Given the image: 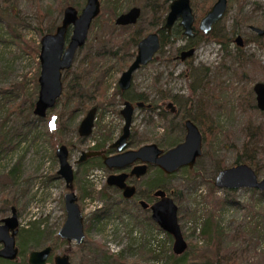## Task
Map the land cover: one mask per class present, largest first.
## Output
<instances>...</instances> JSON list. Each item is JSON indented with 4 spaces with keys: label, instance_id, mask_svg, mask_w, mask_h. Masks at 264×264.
<instances>
[{
    "label": "rangeland",
    "instance_id": "rangeland-1",
    "mask_svg": "<svg viewBox=\"0 0 264 264\" xmlns=\"http://www.w3.org/2000/svg\"><path fill=\"white\" fill-rule=\"evenodd\" d=\"M63 1L0 0V128H2L0 140L1 135L5 133L8 136L18 134L27 125L24 124L27 120L32 119V124L36 128L32 137L22 138L21 143L17 141L16 136L14 139L16 146L0 155V220L11 215V207L16 206L20 224L17 245L19 234L35 226L43 231V236L39 241L28 242L29 251L42 248L47 242L54 244L53 254L67 253V249L71 247L70 253L67 254L71 256L74 264H82L83 259L91 256L89 249L94 240L104 243L112 253L124 250L126 264H173L167 255L169 246L172 249L174 239L172 237L167 239L164 230L149 229L147 225L135 223L127 213L122 216L123 219L118 213H114L111 219L108 218L109 221L93 224L83 239L85 247L78 246L74 240L68 242L58 237L60 235L58 230L67 217L64 195L68 189L64 178L57 173L59 160L56 149L60 142L68 144L70 161L75 166V183L77 186L79 183L84 189L85 182H89L91 176L82 174L75 161L82 150L89 149L93 141L97 142L98 138L103 137L102 133L112 132L109 141L119 136L120 128L125 121L120 112L125 99L115 92L120 88L118 80L121 72L135 57L127 55L130 59L127 64L118 57H105L97 64L111 66L102 80V86L106 90L102 98L99 93L100 96L97 97V92L95 93L91 87L86 90L83 100L80 103L77 101L78 107L76 106L73 116H70L63 107L64 101H59L47 111L44 117L46 119L40 120L33 112L34 106L31 107L30 102L35 89L39 93L38 77L41 69L40 59L38 55L33 54L32 46L35 48L34 45L42 36L38 27L48 29L53 24H60L63 15L57 12V7L60 3L63 6L67 4ZM65 1L74 4L78 9L86 2ZM149 1L153 0H122L117 9L120 13L133 5L142 8ZM205 1L207 0H195L197 3L195 4L202 7ZM210 3L209 1L207 5ZM194 9L196 17H199L202 10ZM150 13L151 11H148L142 24L147 31L152 26ZM104 17L92 24L85 45L76 53L71 72L67 75L68 79L72 81L75 79L76 71L81 67L89 49L97 44L101 45L103 39H107L111 25L108 16ZM249 24L264 26V0H229V8L224 18L215 26V36L197 37V51L191 64L175 59L177 50L188 43V39L182 34L168 43L163 52L157 53L149 64L134 73L130 93L134 95L145 92L148 95L146 101L153 102L155 107L152 110L137 108L135 111L131 130L139 138L136 146L154 141L165 150L182 141L186 134L182 117L185 113L198 123L203 132L204 153L198 157L197 163L192 168H180L166 177V181L171 185L169 192L179 205L178 216H181L180 223L184 236L188 246L193 244L192 248L196 252L195 256L192 253L186 258L185 264L194 262L205 264L203 262L207 260V256L215 261V256L207 248L206 239L198 236V227L206 216V209L210 207L203 194L210 189L211 180L219 171L220 165L232 166L238 163V160L243 162L251 157L261 168L258 172L259 177H264V112L253 108L245 95L256 81L264 80V36H258ZM11 30L15 32L14 36ZM153 30L151 28L149 31ZM237 33H241L244 39L243 47L236 45ZM120 42L117 32L113 41L109 43L117 46ZM127 49L131 51V48L126 46L121 53ZM192 70L198 71L202 76L205 75L204 82L210 84L207 90L215 102L210 108L188 102L191 80L187 74ZM92 83L90 80V84ZM165 92L172 95L171 98L163 97ZM174 96L181 102V104L176 102L178 108H182L179 116H173L170 108L166 106L168 101L174 100ZM252 102L257 103L255 92ZM96 105L98 113L93 133L87 139H82L78 133L80 120L90 107ZM70 106L73 107L72 104ZM100 126L102 129L99 131ZM250 165L255 168L254 165ZM14 166L18 168L13 172V176L9 177ZM99 168L102 172L101 176H98V186L91 180L93 182L91 185L97 192L82 197L80 195L82 189H76L80 196L79 203L85 223L90 214L106 202H117L120 208L124 207L127 211L132 210L136 214L146 215L135 198L127 200L116 189L107 187L105 184L107 168ZM159 169L158 166L151 167L139 181L138 185L144 196L145 194L148 196L147 183L160 176ZM90 189L92 188H87ZM231 192L232 196L244 202L250 196L251 190L244 187L233 189ZM218 193L220 196L227 195L224 188H218ZM195 210L196 216H193ZM149 212L151 213L150 210ZM221 213L222 224L226 226L228 234L225 242L230 243L239 232L238 226L242 227L248 220L246 209L226 206ZM253 216L256 219L260 218V215ZM248 239L244 240L243 236H239L231 242L228 251L240 249L238 252L240 264H264V237L261 240ZM161 245L168 247V250L164 252L165 255L160 252L159 259H154L149 255V249L155 246L158 252ZM247 246L250 247L246 248ZM242 249L246 250L242 252ZM92 264L100 263L95 261Z\"/></svg>",
    "mask_w": 264,
    "mask_h": 264
},
{
    "label": "water",
    "instance_id": "water-1",
    "mask_svg": "<svg viewBox=\"0 0 264 264\" xmlns=\"http://www.w3.org/2000/svg\"><path fill=\"white\" fill-rule=\"evenodd\" d=\"M103 0H86L85 4L78 9L74 4L67 5L63 9V16L60 24L54 31L44 33L40 38V75L39 93L35 100L33 112L39 117H45L47 111L52 109L58 99L63 94V71L70 69L79 49L83 48L89 30L93 24V19L101 13ZM228 0H215L209 10L200 20L199 27L203 32H209L213 29L214 23L224 17L228 8ZM170 10L166 16V22L163 28L171 32L172 25L179 19L180 24L184 28V33L193 36L194 13L191 6V0H172ZM141 14L139 6H133L129 10L116 16L115 22L119 25L135 24ZM252 29L259 35H264V28L252 26ZM237 40L242 44V37L237 36ZM161 40L157 31L148 32L138 43L137 51L134 59L129 63L118 80V85L122 90L129 89L134 73L140 67L149 64L156 56L160 49ZM194 48L184 50L181 58L190 56L194 53ZM253 90L256 94L257 106L260 110H264V80L257 81ZM144 101L138 102L136 105L141 106ZM151 106V103L147 104ZM169 106L173 107L172 103ZM135 103L132 100H125L124 106L121 108V114L125 119L122 127V133L113 141L111 146L117 151L116 154H105L104 150H87L82 151L81 156L76 162H81L88 156L102 155L103 163L108 169H121L131 166L136 161L140 163L132 167L130 173L122 171V173H111L108 175V185L118 186L123 196L133 198L137 192V186L129 184L126 180L129 175H143L149 165L158 166L164 173L173 174L181 167L192 168L198 157L204 153V138L201 128L191 118H186L184 127L186 134L183 141L175 146L161 148L157 142L145 143L139 148L127 149L129 137L131 135V125L134 121ZM97 107L93 106L86 115L80 120L78 133L81 136H87L92 133L95 126V116ZM70 150L68 144L61 143L56 149V156L59 160V169L57 173L64 178L67 192L64 195L65 211L67 217L65 223L58 230L60 236L68 241H75L81 244L86 237L85 221L83 210H81L75 183V168L70 161ZM213 182L219 189H238V188H257L264 191V177H259V173L249 163H236L232 166L222 167L214 176ZM157 199L150 203L146 199H141L140 205L145 209L149 208L151 217L156 223L170 233L173 241L172 250L177 255H181L188 248V241L184 236L183 228L180 223L179 205H177L174 196L169 192L158 187L153 193ZM11 215L2 217L0 220V257L15 260L18 258L20 247L17 245V233L19 230V215L16 206H12ZM53 245L29 251L27 257L30 264H47L49 257L53 253ZM54 264H74L71 256L67 253L54 254Z\"/></svg>",
    "mask_w": 264,
    "mask_h": 264
},
{
    "label": "trees",
    "instance_id": "trees-1",
    "mask_svg": "<svg viewBox=\"0 0 264 264\" xmlns=\"http://www.w3.org/2000/svg\"><path fill=\"white\" fill-rule=\"evenodd\" d=\"M172 0H153L152 2H148L147 4H144L142 6V14L141 17L139 18L140 20L137 22V24H126V25H118L115 22V17L117 14H119V11L117 9L118 4L122 2V0H103L102 2V7L103 9L101 14L95 18L93 21V24L97 21H99L101 18H105L104 16L107 15L109 18V23L111 25V30L108 32V37L107 39H103L101 45H95L94 48H90L89 51L85 54L86 57H84L83 62L81 64V67L76 71L75 74V79L70 80L67 78V75L71 72V69L65 70L63 73V94L62 96L58 99L59 101H64V108L67 109L69 112L70 116H73L75 114V109L76 106L78 105L77 101L80 103L83 100V97L85 96L86 90L90 89L91 87L94 89V92H97V97L100 96L101 98L103 97V94L105 93L104 86H102V80L104 79L106 75V71L111 69V66H105V65H100L98 66L97 64L100 63V61H103L105 57H110V58H121L123 62L126 64L128 63V60H130L127 55H136V50L137 46L139 43V40L147 34V32L152 28L160 31L161 32V40H162V46L167 45L168 43L171 42L173 38H177L182 34V28H180L179 25H175L173 27V32L171 35H168L166 33L165 29H162L161 25L165 22L166 14L169 11V4ZM212 2L213 0H207L203 3L202 7H199L198 5H194L196 8V11L202 10L205 11L208 8L207 3ZM64 3H67L65 6H63L62 3L59 4L57 7V12L61 13L63 15V9L67 5H70L72 3H69L67 1H63ZM134 6V5H133ZM131 7V6H130ZM148 11H151L150 17L152 20V26L148 31L142 24L145 22L146 19V14H148ZM201 11V12H202ZM139 24V25H138ZM58 25L53 24L50 26L48 29L44 27H38V31L40 32L41 35L44 33H48L49 31H53ZM10 27V26H9ZM118 32V36H120V43L119 45L115 46L114 44H110L109 42H112L114 39L115 33ZM12 35H15V32L11 30ZM19 36V35H18ZM213 37V36H211ZM110 45V46H109ZM35 48L32 46V52L35 55L39 54L40 50V39L39 41L34 45ZM126 46L131 48V51L127 49V51H124L121 53L122 49L125 48ZM160 52L162 51V48H160ZM88 56V58H87ZM155 58V57H154ZM83 64L85 66L83 67ZM104 67V68H103ZM194 78L195 76H199V72L194 70ZM90 80H92V84H90ZM73 82V83H72ZM209 82H204V78H202L201 82H199V85L193 84L192 85V92L195 91V89H199L198 91V99H199V105L210 108L213 103H215L212 98L210 93H208V86ZM38 87V84L36 88ZM39 89V88H38ZM129 91H123L120 88L115 92L116 94H119L122 99H139L140 101L143 100L146 103L147 102V97L148 95L145 92H140L138 94H132ZM98 93L100 95H98ZM38 95V90L35 89V92H33V97L31 98V103L32 106L35 104L36 97ZM248 102L250 105H252L253 108H257L260 110L257 106V103L252 102V99L254 98V91L253 89H249L248 93L245 94ZM96 96V95H95ZM163 97H169L167 94H163ZM215 98V97H213ZM58 101V102H59ZM201 103V104H200ZM73 105L71 107L70 105ZM56 106V105H55ZM78 107V106H77ZM53 108V107H52ZM63 108L62 112L65 111ZM154 107V103H151L150 110H152ZM260 112H264V110H260ZM44 118V117H42ZM46 118H44L45 120ZM40 120L41 117H40ZM33 120H27L24 124H27L24 126L22 130L18 134H12V135H7L6 133L1 135V140H0V155L5 154L8 152V150L14 146V139L17 136V141L21 143V141L24 139H28L32 137L34 134V130L36 129L33 126ZM101 126L99 127V131L101 130ZM2 128H0V131ZM103 137L98 138V142L103 143V145H107L109 143V137L111 136L112 132L110 133H102ZM82 139H85L82 137ZM57 143V141L55 140ZM62 142H60L61 144ZM240 159V158H239ZM95 158L89 159V161H94ZM247 163H250L255 166V169L257 172L261 171V168L257 162H255V159L249 157L245 159ZM243 161V162H245ZM238 160V163H243ZM18 165V164H16ZM98 165H101L102 167H105V165L102 162H99ZM222 167H225L224 165H220L219 169L220 170ZM18 166H14L9 173V177L13 176V172L17 170ZM160 176L155 177L154 179L150 180L147 185H148V197L153 198L151 196V193L156 190L158 187H162L166 189L168 192L170 191L171 185L166 181V177L171 176L170 174L164 173L161 169H159ZM86 173V172H85ZM12 180V179H11ZM87 188H92L89 192L95 193L97 192L94 187H92L91 183L86 185ZM251 193L248 199H246L244 202L236 198L234 195L232 196L233 190L230 189H225L224 191L227 192V195H222L220 196L218 193V188L215 186L213 180H211V186L210 189L206 192V194H203V198L206 200L207 204L210 205L206 209L204 219L201 221L200 226L198 227L199 233L198 236L200 238H204L207 241V248L210 250L215 256V261L211 259L209 256H207V260L204 261L203 263L205 264H240V258L238 257V252H240L238 249L236 250H230L231 242H233L235 239L239 238V236H243L244 240L249 238L248 240H256V239H262L264 237V206H262V203L264 204V191H260L257 188L255 189H250ZM141 193V191L139 192ZM142 194V193H141ZM170 195H172L169 192ZM173 196V195H172ZM127 199V198H125ZM136 199V198H135ZM7 201H10L9 199H6ZM128 200V199H127ZM137 200V199H136ZM139 203V202H138ZM206 204V203H205ZM140 205V204H139ZM226 206H236L238 208L246 209L248 220L245 221V223L242 224V227L238 226V234L234 235L235 237L230 241V243H226V236L228 235L226 232V226L222 224V210ZM141 207V205H140ZM143 208V207H142ZM144 212L146 215L142 214H136L132 212V210H128L126 208H120L119 204L117 202H106L101 207L93 211L89 218L88 221L85 223V231L87 232L91 226L97 222H107L109 219L113 217L114 213H118L121 217L127 213L128 215H131V219L135 223H139L142 225H147L149 229L151 228H156L160 229L163 231L162 228L159 227L158 223L154 221V219L151 217V213L149 212V209L143 208ZM196 210L193 211V216L195 215ZM249 213H253L256 215H260L259 219H256L255 216H251ZM119 216V217H120ZM181 217V216H180ZM253 217V218H251ZM109 218V219H108ZM123 219V217H122ZM134 223V224H135ZM43 231L40 230L38 227H33L32 229H27L25 232L20 233V238L18 242V246L20 247L19 251V259L15 260H10L7 258H2L0 257V264H30L28 262V257L26 254L29 249H28V242H36L39 241L42 236H43ZM164 233L167 236V239H171V234L167 233L164 231ZM231 234V233H230ZM237 236V238H236ZM59 239L63 241H68L60 235L58 236ZM69 242V241H68ZM50 243H45V246ZM53 245V253L55 252V246ZM84 240L81 241V244L78 246H84ZM43 246V247H45ZM85 247V246H84ZM193 244L191 246H188L187 250L182 253L181 255H177L174 250L171 249V246H169V254L167 255V258L172 259L171 263L173 264H185L187 262L186 258L191 255L192 253L194 256L196 255L195 249L192 248ZM250 246H247L246 248H249ZM32 250V249H31ZM68 250V251H67ZM67 253H70L71 247L67 249ZM90 252L89 254L91 255L90 257H86L85 259L82 260V264H92L93 262L97 261L100 264H126L124 260V255L125 252L124 250L116 251L114 253L110 252L109 248L104 244L99 241H93L92 247L89 249ZM168 250V247H165L161 245L160 249L157 252V247L151 246V249H149V255H151L154 259H159L161 256L160 252H164ZM246 249H242V252H244ZM49 257L47 264H54V254ZM264 254V253H263ZM165 255V254H164ZM168 259V260H170ZM165 260V257H164ZM73 262V261H72ZM170 262V261H169ZM214 262V263H213ZM194 264H199L197 262H194Z\"/></svg>",
    "mask_w": 264,
    "mask_h": 264
},
{
    "label": "flooded vegetation",
    "instance_id": "flooded-vegetation-1",
    "mask_svg": "<svg viewBox=\"0 0 264 264\" xmlns=\"http://www.w3.org/2000/svg\"><path fill=\"white\" fill-rule=\"evenodd\" d=\"M215 0H213L209 5H208V8L205 10V11H202L201 12V14L200 15H198L199 17H196V13H195V7H194V5H196L197 3L195 2V0H191V6H192V8H193V13H194V17H195V19H194V22H193V28H194V34H193V36H188V35H186L185 33H184V28L182 27V25L180 24V20L181 19H179V20H177L173 25H172V27L170 28L171 29V32H169L168 31V29H166V28H163V25L165 24V22H166V20H165V22L161 25V27H162V29H165L166 30V33L168 34V35H171L172 34V32H173V27L175 26V25H179L180 26V28H182V34L185 36V38L186 39H188V43H186L185 45H182V47H180L177 51H178V53L175 55V59H179L181 62H185V63H190L191 64V62H193V61H191L192 60V58H193V56H194V54L196 53V45H197V42H198V40H197V37H201V38H210L211 36H215L214 35V31H215V26L219 23V22H221L222 21V19L224 18H221L220 20H218L217 22H215L214 23V26H213V29L211 30V31H209V32H203L202 30H201V28L199 27V23H200V20L203 18V15L209 10V8L212 6V4H213V2H214ZM103 2V1H102ZM171 3V2H170ZM196 3V4H195ZM228 4H229V0H228ZM170 5V4H169ZM134 6H136V5H134ZM137 6H139V5H137ZM203 6V5H202ZM131 7H133V6H131ZM131 7H129L127 10H129ZM140 7V6H139ZM141 8V7H140ZM228 8H229V5H228ZM228 8H227V10H228ZM101 9H102V7H101ZM127 10H125V11H127ZM169 10H170V7H169ZM227 10H226V12H227ZM102 12V11H101ZM169 12V11H168ZM168 12H167V14H168ZM225 12V13H226ZM120 13H123V12H120ZM119 13V14H120ZM101 14V13H100ZM99 14V15H100ZM119 14H117V15H119ZM141 14H142V8H141ZM141 14H140V16H139V18L141 17ZM167 14H166V16H167ZM98 15V16H99ZM116 15V16H117ZM97 16V17H98ZM166 16H165V18H166ZM224 16H225V14H224ZM96 17V18H97ZM116 18V17H115ZM138 18V21L140 20ZM199 18V19H198ZM95 19V18H94ZM93 19V20H94ZM167 19V18H166ZM199 22H198V21ZM137 21V22H138ZM94 22V21H93ZM198 23V24H197ZM117 24V23H116ZM135 24H137V23H135ZM119 25V24H118ZM250 25V28L252 29V26H257V27H263L264 28V26H261V25H254V24H249ZM56 29V28H55ZM253 30V29H252ZM153 31H157V30H153ZM254 31V30H253ZM148 32H151V31H148ZM158 33H159V35H160V40H161V32L160 31H157ZM255 33H256V31H254ZM148 34V33H147ZM181 34V35H182ZM257 34V33H256ZM146 35V34H145ZM144 35V36H145ZM258 35V34H257ZM260 35V34H259ZM258 35V36H259ZM237 36H240V37H242V35H241V33H237V35H236V38H235V42H236V45L237 46H240V47H243L244 46V39H243V37H242V44H240L239 42H238V40H237ZM260 36H264V35H260ZM179 37V36H178ZM211 38H213V37H211ZM175 38H173L172 40H174ZM171 40V41H172ZM231 40V39H230ZM220 42H221V40H219ZM171 43V42H170ZM166 46V45H165ZM165 46H162V40H161V45H160V48H162V50H163V48L165 47ZM191 48H194V53L192 54V55H190V56H186L185 58H181V56H182V53H183V51L184 50H188V49H191ZM137 51V50H136ZM158 51H160V49L158 50ZM159 53V52H158ZM137 54V53H136ZM39 55V54H38ZM134 59V58H133ZM132 59V60H133ZM131 60V61H132ZM130 61V62H131ZM129 62V63H130ZM128 63V64H129ZM129 66V65H128ZM145 66V65H144ZM143 67V66H142ZM71 68H72V66H71ZM70 68V69H71ZM128 68V67H127ZM127 68H125V69H127ZM141 68V67H140ZM124 69V70H125ZM66 70H69V69H66ZM123 70V71H124ZM65 71V70H64ZM64 71H63V73H64ZM122 71V72H123ZM121 72V73H122ZM194 71L192 70V71H190V72H188V77H189V79L191 80V84H190V88H189V94H190V96H189V99H188V102H190L191 104H199V99H198V97H199V95H198V93H197V91L199 90V89H195V91H193L192 92V85L193 84H195V86L196 85H199V82H201V80H202V78H204V76H202V75H200L199 74V76H195V78H194ZM121 75V74H120ZM135 76V75H134ZM62 77H63V75H62ZM120 78V77H119ZM133 80H134V78H133ZM257 82V81H256ZM255 82V83H256ZM132 83H133V81H132ZM132 83H131V85H130V87H129V89L132 87ZM254 83V84H255ZM63 85H64V81H63ZM119 86V85H118ZM253 87H254V85H253ZM253 87H252V89H253ZM209 88V87H208ZM207 88V89H208ZM121 89V88H120ZM129 89H127V90H123V91H129ZM122 90V89H121ZM254 91V90H253ZM199 92V91H198ZM255 92V91H254ZM197 93V94H196ZM165 94H166V92H165ZM167 95H169V94H167ZM171 96L172 95H169V98H171ZM174 98V100H170V101H168L167 102V104H166V106H168L169 108H170V110H171V112H172V115L174 116H179V115H181V110H182V108L181 107H179L178 108V106L176 105L177 103H179V104H181V102H179V100H177L176 99V97L174 96L173 97ZM130 99V98H129ZM128 99V100H129ZM255 99H256V94H255ZM125 100H127V99H125ZM125 100H124V102H125ZM130 100H132L134 103H135V108H136V110H137V108H139V109H147V110H149L150 109V106H148L147 104L148 103H146L145 101V104H143V105H141V106H138V105H136L138 102H141V101H143V100H139V99H130ZM177 102V103H176ZM169 103H172L173 104V107L172 106H169ZM201 104V103H200ZM123 106H124V103H123ZM93 107V106H92ZM95 107H97V109H98V106L96 105ZM202 107H203V104H202ZM91 108V107H90ZM89 108V109H90ZM122 108V107H121ZM120 108V109H121ZM89 109H88V111H89ZM135 110V111H136ZM120 112H121V110H120ZM97 113H98V110H97V112H96V116H95V125H96V119H97ZM134 114H135V112H134ZM123 116V115H122ZM182 117H184V122H185V120H186V118H191V119H193L191 116H189V114H184V115H182ZM133 119H134V115H133ZM123 120H125V119H123ZM194 120V119H193ZM195 121V120H194ZM125 122V121H124ZM134 122V121H133ZM195 123H196V121H195ZM133 124V123H132ZM196 124H198V123H196ZM124 125V124H123ZM184 125V124H183ZM199 126V125H198ZM123 127V126H122ZM122 127L120 128V134L122 133ZM184 127V126H183ZM94 128H95V126H94ZM94 128H93V130H94ZM131 128H132V125H131ZM185 128V127H184ZM201 128V127H200ZM93 130H92V133H93ZM185 130H186V128H185ZM201 131H202V129H201ZM91 133V134H92ZM90 134V135H91ZM120 134H119V136H120ZM202 134H203V132H202ZM90 135H87V136H82L83 138H85V139H87V137H89ZM118 136V137H119ZM117 137V138H118ZM185 137V136H184ZM116 138V139H117ZM115 140V139H114ZM113 140V141H114ZM183 140H185L184 138H183ZM182 140V141H183ZM113 141L111 140V141H109V143L107 144V145H103V143H101V142H96V141H93L92 143V145L90 146V148L89 149H87V150H98V149H100V150H104V152H105V154H107V155H110V154H116V150L111 146V144L113 143ZM128 141H129V144H128V146H127V149H132V148H139V147H141L143 144H145V143H153V142H144V143H142L141 145H139V146H136V143L137 142H139V138L137 137V135L135 136V134L132 132V130H131V135H130V137H129V139H128ZM181 142V141H180ZM177 143H179V142H177ZM176 143V144H177ZM175 144V145H176ZM175 145H172V146H175ZM171 146V147H172ZM169 148V147H168ZM70 150V149H69ZM87 150H82V151H87ZM82 151H81V153H82ZM81 153H80V156H81ZM70 154V153H69ZM79 156V157H80ZM78 157V158H79ZM77 158V159H78ZM92 158H95V160L94 161H89V159H92ZM77 161V160H76ZM75 161V163L77 164V166H79V170H80V172H82V174H84V175H86V176H91L90 178L91 179H89L90 181L91 180H93V181H95V184L97 185L98 183H99V177L98 176H101V172H102V170H100V168L99 167H102L101 165H98L99 164V162H102L103 163V157H102V155H99V156H88V158L87 159H85V160H83V161H81V162H76ZM72 163V162H71ZM138 163H140V161H136V162H134V164H132L131 166H128V167H126V168H121V169H117V168H115V169H108L107 168V166L105 165V167L107 168L106 169V172H107V175H106V182H105V184L107 185V187H110V188H112V189H116V191H118V192H120V195H122V197H124L123 196V192H122V190L118 187V186H115V185H108V183H107V179H108V175H110L111 173H116V174H119V173H122V171H125V172H127V173H130V171L132 170V167L135 165V164H138ZM104 164V163H103ZM74 166V165H73ZM105 167H102V168H105ZM151 167H154V166H151V165H149L148 166V168H147V171L143 174V175H141V176H138L137 174H133V175H129L128 177H127V182L129 183V184H134V185H136L137 186V192H136V194L134 195V197L133 198H127V197H125V198H127V199H134V198H136L137 199V201L139 202L141 199H146L148 202H150V203H152V202H154L156 199H157V197H155V196H153V193L156 191V190H154L152 193H151V196L153 197V200H150L149 198H148V196H146V194H145V196L143 195V194H141V193H139L140 192V187H139V185H138V183H139V181L141 180V178L142 177H144V175H146V173L147 172H149V170L151 169ZM186 167V166H185ZM189 167V166H188ZM74 168H75V166H74ZM181 168H183V167H181ZM180 169V168H179ZM178 169V170H179ZM96 170H98V171H100V173H98V171H96ZM86 172V173H85ZM94 172H96V173H94ZM177 172V171H176ZM168 174V173H167ZM87 181V180H86ZM89 181V182H90ZM75 182H76V173H75ZM89 182L87 181V182H85V188L83 189L80 185H79V183H78V186H77V183H74V186H75V188L76 189H82V193L80 194L82 197L83 196H85V195H89V194H91L89 191L91 190H87V188H86V185L87 184H89ZM91 184L93 183L92 181L90 182ZM98 186V185H97ZM92 187H94L93 185H92ZM101 187V186H100ZM94 189H95V187H94ZM157 189V188H156ZM97 190V189H96ZM78 195V199H79V194H77ZM139 204H140V202H139ZM142 207V206H141ZM12 208V207H11ZM147 209H149V208H147ZM150 210V209H149Z\"/></svg>",
    "mask_w": 264,
    "mask_h": 264
}]
</instances>
